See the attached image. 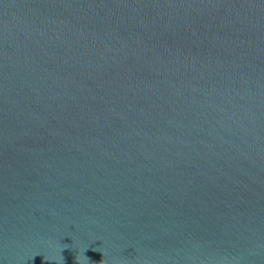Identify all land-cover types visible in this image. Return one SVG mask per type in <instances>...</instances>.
<instances>
[{"label":"water","instance_id":"water-1","mask_svg":"<svg viewBox=\"0 0 264 264\" xmlns=\"http://www.w3.org/2000/svg\"><path fill=\"white\" fill-rule=\"evenodd\" d=\"M0 264H264V0H2Z\"/></svg>","mask_w":264,"mask_h":264},{"label":"snow or ice","instance_id":"snow-or-ice-1","mask_svg":"<svg viewBox=\"0 0 264 264\" xmlns=\"http://www.w3.org/2000/svg\"><path fill=\"white\" fill-rule=\"evenodd\" d=\"M0 2H2V0H0Z\"/></svg>","mask_w":264,"mask_h":264}]
</instances>
